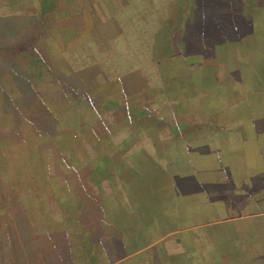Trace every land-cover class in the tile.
<instances>
[{
	"label": "crops",
	"instance_id": "0c3cea01",
	"mask_svg": "<svg viewBox=\"0 0 264 264\" xmlns=\"http://www.w3.org/2000/svg\"><path fill=\"white\" fill-rule=\"evenodd\" d=\"M103 2L104 4L91 5L88 10L76 11L73 19L71 16L69 18L64 16L62 27L69 33L76 29L75 35L85 47L86 54L92 57L91 62L97 77L95 78L101 86L100 92L103 97L105 98L106 94H114L115 102L128 100L129 103L131 102L132 116L128 119L129 124L132 125L135 133L139 131L144 135L143 139L146 142L144 148L140 149L143 153L139 154V158H142L141 156L146 158L147 167H155L151 170L155 172L153 177L151 174V180L156 181L142 184L137 169L142 162L141 159L129 162L120 172L116 171V167L112 168L114 165L112 164L103 168L96 178L91 176L92 171L95 170H92L91 165L88 164L87 177H85L83 171H71L70 166H66L62 160L58 165L65 166L63 171L57 172L60 174L59 177L66 176L71 179L70 174L74 173L79 178V181L78 178L76 180L79 184L75 182V184H50L52 179H56V172L51 167L45 171L48 184H38L36 170L29 166L31 163L26 153L27 148L20 135L21 122L16 118L17 108L11 105L12 96H9L11 90L5 83V78L6 80L10 76L13 78L15 74L10 73L8 69L4 72L2 68L3 72L0 71V264H121L137 257L143 250L147 251L148 247L151 249L167 236L192 235L196 230L193 228L201 224L199 222L201 210L204 211L201 205L203 199L205 203H209L210 200L220 197L231 200L228 202L233 205L246 204L244 200L248 199L251 190L258 192L264 190V171H260L264 168V152L259 159L255 152H250L251 154L239 150L217 152L218 144L215 146L211 140H217L218 143L221 139L217 138V135L223 134L226 131L224 129L230 127V123L224 124L225 121L221 125L217 122L213 123L207 114L208 106L202 108V116L194 119L160 114L162 116L160 119L149 122L143 119L141 114L145 106L139 102L132 103L135 97H139L140 102H147L152 95H157L159 89L163 87L164 80L170 79L168 71L171 68L176 71H186L188 69L184 64L186 53H193L198 58L196 52H200L203 57L202 62H211L212 56L207 53V48L201 49V46L207 44L206 38L201 37L200 31L212 30L213 25L215 33L217 25L211 22L213 9H221L220 18L225 16L228 18L227 21L220 20L217 23L221 27V33L228 30L232 34L230 38L235 42L252 32L250 23L255 24L254 21L257 19L264 21V16L250 18L251 8L247 0H105ZM257 2L258 4L255 5L264 7V0ZM162 7L166 9L163 15L154 12ZM193 8L197 9L198 13L192 14L191 17L196 15L195 18L189 19L190 9ZM65 13L67 14V10ZM68 13L71 15V10H68ZM14 17L16 15L8 16L10 22H13ZM14 37L16 40L10 42L9 47H13L16 53L15 61H25L24 55L27 49L24 46L25 40L35 44L41 55L38 38L36 39L35 35L28 31L25 35L15 34ZM154 37L161 40L160 45L154 43ZM4 41L0 39L1 44H4ZM20 41L23 46H20ZM28 51L31 53L30 49ZM177 56H180L179 59L176 58ZM27 57L31 58L32 55ZM40 64L33 66L31 72L32 75L44 77L46 86L58 90L59 83L60 87L77 93L74 86L63 79L65 77L59 76L46 63L43 64L47 68ZM84 65L85 63H80L74 69L78 71L76 68ZM250 73L254 75L253 79L256 82L254 84L258 83L257 85L249 87L243 85L244 88L241 85L240 88L235 89L231 86L228 89V92L234 95L232 100L239 101L241 98L247 103L240 108L241 121L250 118V106H258L257 113L261 112L260 106L264 109V64ZM238 75L239 73H236L235 78L243 83ZM137 78L140 83L145 82L146 79L144 86L137 88V84H134ZM11 81H14V78ZM128 81L131 83L129 89L126 86ZM13 83L15 85V81ZM207 86L204 83L201 85L203 89H207ZM36 87L34 85L33 90L38 92L39 87ZM245 92L246 99L243 97ZM93 96L98 100L97 95ZM161 106L166 108L162 103ZM118 120L121 119L114 117L112 122L117 124L121 132L124 120L121 122ZM150 123L153 125L151 129L148 126ZM174 123L179 127H175ZM241 126L243 124H237L236 129L240 132L236 135L237 138L233 139L240 138L241 141L245 139L246 131ZM166 139L170 140L164 143ZM51 145L55 144L46 145L47 150L45 148L39 150L40 156L47 157L49 154L50 165L52 164L50 150L51 152L54 150L56 156L66 153L59 148L51 149ZM214 146L217 147L216 150L213 149ZM74 149L72 147L69 150L72 153ZM92 149L94 148L86 150L94 154ZM175 149L183 154L180 156L196 157L192 161L194 165L180 158L179 161H167L171 166L173 165V169L171 175L165 177L166 173L161 174L159 163L164 164L162 160L172 156V151ZM115 150L104 156L109 164L110 161L118 162L114 157L117 152ZM102 151L98 150L99 156ZM56 156L52 157V161L54 159L57 164ZM135 156L137 158V155ZM156 158H158L157 162ZM251 163H253L252 168H248ZM258 163L261 164L257 165ZM189 167L194 168L196 184H165L166 180L172 182L174 176L179 177L178 175ZM80 174L81 176H78ZM233 199L237 201L234 202ZM262 212L264 210H261ZM239 215H233L230 219L240 218ZM147 237L149 240L145 239Z\"/></svg>",
	"mask_w": 264,
	"mask_h": 264
},
{
	"label": "rangeland",
	"instance_id": "374dc122",
	"mask_svg": "<svg viewBox=\"0 0 264 264\" xmlns=\"http://www.w3.org/2000/svg\"><path fill=\"white\" fill-rule=\"evenodd\" d=\"M103 1L105 0H0V39L5 40L4 44H0V71L3 68L4 72L8 69L10 73L15 74L13 77L15 85H13L14 81L10 82L13 80L12 76L7 80L5 78V83L11 90L9 93V96H12L11 105L17 108L16 118H19L21 122L20 135L27 148L26 153L31 163L29 166L36 170L38 184H48L45 171L50 167L56 172V179H52L50 184H72L74 182L79 184L76 174H70V179L66 176L59 177L60 174L57 172L63 171V167L69 165L71 171H83L87 177L89 164L92 170L95 169L91 176L96 178L103 168L114 164L112 168L116 167V171L120 172L134 159L142 160L137 166L138 177L142 184L156 181L151 180L155 174L151 170L155 167H147L146 158L143 156L139 158V154L143 153L140 149L144 148L146 142L143 139L144 135L139 131L135 133L132 125L129 124L128 119L132 116L131 102L129 103V100L115 102L114 94H106L105 98L103 97L100 92L101 86L95 76V68L91 62L92 57L86 54L85 47L75 35L76 29L69 33L66 28L62 27L64 16L74 18L76 11L88 10L93 4L95 6L104 4ZM247 1L251 8L250 18L264 16V7L255 5L258 4V0ZM68 10H71V15ZM154 12L163 15L166 9L162 7ZM197 13V9H190L189 19L195 18L196 15L191 16ZM221 13L219 8L211 11V22L217 25L215 33L213 25L212 30L202 29L200 31L201 37L206 38L205 43L207 44V46H201V49L207 48V53L212 56L211 62H202L203 57L200 52H196L199 55L198 58L193 53H186L184 57L186 58L184 64L188 67L186 71L178 69L176 71L171 68L168 71L170 79L164 80L163 87L160 86L161 89L157 95H152L147 102H140L139 97H135L132 103L139 102L145 106L141 114L143 119L149 122L160 119L161 115L194 119L202 116V108L208 106L211 110L210 113L208 110L207 114L213 123L217 122L218 125L224 121V124L230 123V127L224 129L226 131L223 134L217 135V138L221 139L218 143H216L217 140H211L215 146L218 144L217 152L223 150H239L249 154L255 152L259 159L264 152V109L260 106L261 112L257 113L258 106H250V118H247V121H241L239 119L242 115L240 108L246 106L247 103L241 98L239 101L232 100L234 95L228 92V89L231 86L235 89L240 88L241 85L244 88L243 85L249 87L258 84H254L256 83L253 79L254 75L250 71L254 72L258 66L264 64V21L257 19L254 21L255 24L250 23L252 32L245 34L243 39L241 38L242 43L241 40L235 42L230 38L232 34L228 30L221 33V27L217 22L228 20L226 16L220 18ZM10 15H16L12 19L13 22L8 19ZM39 24L41 26H38ZM247 26L248 24L245 25ZM28 31L35 35L36 39L38 38L40 58L31 51L35 44L25 40L24 46L27 49L25 57L22 55L25 61H15L16 53L13 47L10 48L7 45L16 40L15 34L25 35ZM154 38V43L160 45L161 40ZM19 43L23 46L21 41ZM30 55H32L31 58L27 57ZM179 57L176 58L179 59ZM42 62L49 65L59 76L65 77L63 79L72 84L77 93L60 87L59 83L58 90L50 88L49 85H45L44 77L32 75L33 66L41 63L40 66L47 68ZM80 63H85V65L76 68L78 70L76 71L74 68ZM236 73H239V80L242 79L243 83L235 78ZM145 82L140 83L137 78L134 84L140 88ZM202 83L208 85L207 89L201 87ZM34 85L39 87H36L38 92L33 90ZM129 85L131 83L128 81L126 86ZM44 86L46 89L43 90ZM93 95H97L98 100ZM243 97L247 98L246 92ZM161 103L166 107L165 109ZM114 117H119L121 119L118 120L119 122L124 120L121 132L117 124L112 122ZM238 123L243 124L241 128L246 131L245 139L242 141L240 138L233 139L237 138L236 135L240 132L236 129ZM148 126L151 129L153 125L150 123ZM174 126L179 127L175 123ZM169 140H164V143ZM51 143L55 144L51 145V149L59 148L60 151L66 153L56 156L54 150L52 152L50 150L52 162L50 165L49 154L47 157L40 156L39 150L41 148L47 150L46 145ZM178 144L180 145L181 142ZM215 146L214 150L217 149ZM72 147L75 148L72 150L74 154L69 150ZM87 148H94L92 149L94 154H90ZM100 149L103 150L101 156L98 152ZM113 149L117 151L118 155L115 154L114 157L118 162L110 161L109 164L104 156H108V152ZM171 155L162 160L164 164L159 163L161 174L165 172V177H169L173 169V165L171 166L167 161H179L180 158L194 165L192 161L196 158L180 156L183 154L178 149L173 150ZM55 156L57 164L54 159L52 161V157L55 158ZM157 159H155L156 162ZM62 160L65 165L59 167L58 162ZM252 164H249L248 168H252ZM191 168L183 170L184 172H181L179 177L174 176L172 182L164 178L165 184H196L194 168ZM260 171H264V168ZM247 198L244 200L246 204L238 205H233L228 202L231 200L220 197L213 201L210 200L209 203H205L203 199L201 205L204 211L201 210L199 222L201 224L193 228L196 230L192 235L167 236L151 249L148 247L147 251L143 250L137 257L121 264H264V212L261 213V210H264V190L260 192L251 190ZM233 201L237 200L233 199ZM239 214L240 218L230 219L231 216ZM145 239L149 240V237Z\"/></svg>",
	"mask_w": 264,
	"mask_h": 264
},
{
	"label": "trees",
	"instance_id": "16d2710c",
	"mask_svg": "<svg viewBox=\"0 0 264 264\" xmlns=\"http://www.w3.org/2000/svg\"><path fill=\"white\" fill-rule=\"evenodd\" d=\"M0 44H1V42H0ZM0 46H1V45H0ZM7 46H9V45H7ZM37 50H38V49H37L36 46H34V47L31 48V51L34 53V55H36L37 57H39L40 55H39V53H38Z\"/></svg>",
	"mask_w": 264,
	"mask_h": 264
}]
</instances>
